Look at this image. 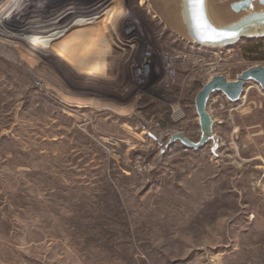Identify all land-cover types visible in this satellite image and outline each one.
Instances as JSON below:
<instances>
[{"label": "rangeland", "instance_id": "1", "mask_svg": "<svg viewBox=\"0 0 264 264\" xmlns=\"http://www.w3.org/2000/svg\"><path fill=\"white\" fill-rule=\"evenodd\" d=\"M161 1L0 0V264H264V89L214 92L217 142L166 148L264 39L198 47Z\"/></svg>", "mask_w": 264, "mask_h": 264}, {"label": "water", "instance_id": "2", "mask_svg": "<svg viewBox=\"0 0 264 264\" xmlns=\"http://www.w3.org/2000/svg\"><path fill=\"white\" fill-rule=\"evenodd\" d=\"M211 3V0H204L202 5H198L192 3V0H182L180 15L185 37L169 21L171 28L189 43L213 50L229 48L245 40L264 39V0H230L214 9ZM250 81H255L264 89V66H251L234 80L223 75L212 77L196 97L195 104L201 125L200 137L198 140H191L180 133H174L166 148L170 149L180 142L188 148L198 150L210 140L217 142L215 121L207 108L211 95L220 91L230 101H238Z\"/></svg>", "mask_w": 264, "mask_h": 264}, {"label": "bare ground", "instance_id": "3", "mask_svg": "<svg viewBox=\"0 0 264 264\" xmlns=\"http://www.w3.org/2000/svg\"><path fill=\"white\" fill-rule=\"evenodd\" d=\"M143 1H145V0H142V2ZM181 2H182V0H162L161 6H162V9L165 10L164 12H165L166 16L169 17L168 19L171 21V23L173 25H176V27L178 28L181 35H183L185 37L186 32H185V29L183 28V26L181 24V15H180ZM128 13H126V14H128ZM130 14H131V12H130ZM155 16H157V14H155ZM49 36L51 38L54 37V39H55L58 36V32H55L52 34L50 33ZM40 39H41V37L35 38L33 40V45L38 47V43H39ZM64 41H65V43H68V45H70L73 40H64ZM63 44H64V42H63ZM94 45H95V42H94V44H91L90 48H85V50L83 49V51H86V49L88 51L94 50V48H93ZM198 47H201V46H198ZM202 48L211 49V48H205V47H202ZM83 55H84V53H83ZM82 57L83 56H81L80 58H75V57H70L69 55L67 56V58L71 59V61L84 60L85 58H82Z\"/></svg>", "mask_w": 264, "mask_h": 264}, {"label": "snow or ice", "instance_id": "4", "mask_svg": "<svg viewBox=\"0 0 264 264\" xmlns=\"http://www.w3.org/2000/svg\"><path fill=\"white\" fill-rule=\"evenodd\" d=\"M192 3L202 5L204 3V0H192Z\"/></svg>", "mask_w": 264, "mask_h": 264}]
</instances>
